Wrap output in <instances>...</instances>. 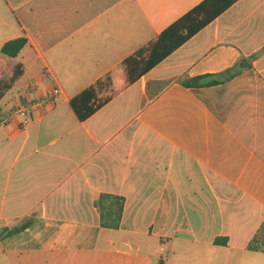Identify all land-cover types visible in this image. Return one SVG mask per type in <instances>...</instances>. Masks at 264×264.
<instances>
[{
    "label": "crops",
    "instance_id": "0c3cea01",
    "mask_svg": "<svg viewBox=\"0 0 264 264\" xmlns=\"http://www.w3.org/2000/svg\"><path fill=\"white\" fill-rule=\"evenodd\" d=\"M202 1L0 0V51L27 39L0 53L4 77L23 72L0 101V264H264L249 250L264 224V0L131 86L121 67ZM107 75L112 100L79 122L70 99ZM28 83L60 93L27 129L2 125ZM101 195L124 199L117 229L100 226Z\"/></svg>",
    "mask_w": 264,
    "mask_h": 264
},
{
    "label": "trees",
    "instance_id": "16d2710c",
    "mask_svg": "<svg viewBox=\"0 0 264 264\" xmlns=\"http://www.w3.org/2000/svg\"><path fill=\"white\" fill-rule=\"evenodd\" d=\"M238 1L240 0H203L163 30L154 42L137 49L132 55L124 59L121 64L126 86L135 84ZM26 44L27 39L25 38L9 41L3 45L0 53L5 57L14 59L20 54ZM10 70L11 77L7 82H3L2 79L4 77L0 64V101L23 73L21 65H15ZM207 78L209 76L195 79H179L178 83L186 88L206 87L216 83L213 81L201 84ZM111 87L112 81L110 76L107 75L72 97L69 101V106L76 119L79 122H85L108 104L114 96ZM123 205L124 199L122 197L101 195L94 203L99 213L100 226L105 229H117L122 219ZM26 228L27 224L8 232L4 230V232H7L5 236H12ZM249 250L264 253V224L250 242Z\"/></svg>",
    "mask_w": 264,
    "mask_h": 264
},
{
    "label": "built area",
    "instance_id": "2783aa9c",
    "mask_svg": "<svg viewBox=\"0 0 264 264\" xmlns=\"http://www.w3.org/2000/svg\"><path fill=\"white\" fill-rule=\"evenodd\" d=\"M37 85L28 83L21 94V102L12 110L9 118L2 125L17 123L20 130L27 129L37 117H42L53 106L55 98L59 95V89H54L50 94L34 97Z\"/></svg>",
    "mask_w": 264,
    "mask_h": 264
},
{
    "label": "rangeland",
    "instance_id": "374dc122",
    "mask_svg": "<svg viewBox=\"0 0 264 264\" xmlns=\"http://www.w3.org/2000/svg\"><path fill=\"white\" fill-rule=\"evenodd\" d=\"M3 77H4V75H3ZM8 80H9V78L7 79V77H4V78L2 79L3 82H7Z\"/></svg>",
    "mask_w": 264,
    "mask_h": 264
},
{
    "label": "water",
    "instance_id": "95a60500",
    "mask_svg": "<svg viewBox=\"0 0 264 264\" xmlns=\"http://www.w3.org/2000/svg\"><path fill=\"white\" fill-rule=\"evenodd\" d=\"M245 61H243V64H245L244 66L241 65V67H246V62L244 63Z\"/></svg>",
    "mask_w": 264,
    "mask_h": 264
}]
</instances>
